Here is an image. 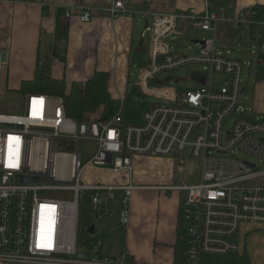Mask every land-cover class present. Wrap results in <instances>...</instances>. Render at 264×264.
Wrapping results in <instances>:
<instances>
[{"label": "built area", "instance_id": "1", "mask_svg": "<svg viewBox=\"0 0 264 264\" xmlns=\"http://www.w3.org/2000/svg\"><path fill=\"white\" fill-rule=\"evenodd\" d=\"M145 1L146 9L138 12L122 0H113L103 9L110 19L136 14L150 18L141 33L143 40L148 34V66L142 69L139 83L161 103L145 111L140 124L122 126L118 114L110 121L92 117L78 123L65 115L61 98L44 95L25 96L21 114L0 112V264H134L126 261L124 253L118 258L101 256L99 241L93 243L92 252L82 251L80 241L85 194H90L93 214L99 217L109 213V204L120 191L119 228H127L131 194L144 189L131 178L134 157L174 159L175 154L181 158L187 153L200 164L197 183L166 187L185 193L179 214L185 234L184 264H199L203 256L240 253V227L264 225V167L232 156L241 152L264 163V115L257 116L240 105L241 67H253L254 62L221 55L216 45L220 19L215 12L152 13L153 0ZM93 12L91 8H70L65 16L75 14L87 24ZM247 16L241 12L229 24L235 29L250 26ZM179 22L185 23V30L212 34L213 38L194 44L198 58L172 52L170 44L177 38ZM255 46L252 55L264 56V44ZM192 64L200 65L202 72H189L193 88L181 97L147 88L160 76ZM214 75L221 79L215 81ZM171 81L177 84L171 78L161 83ZM231 118L230 129L225 130ZM59 140L70 142L72 152L58 151ZM82 141L93 142L95 152L81 167ZM87 166L108 169L115 175L125 172L129 181L120 187L81 185ZM22 177H37L39 182L22 183ZM50 190L69 191L72 200L47 199L43 193ZM80 252L89 253V257L76 258Z\"/></svg>", "mask_w": 264, "mask_h": 264}, {"label": "crops", "instance_id": "2", "mask_svg": "<svg viewBox=\"0 0 264 264\" xmlns=\"http://www.w3.org/2000/svg\"><path fill=\"white\" fill-rule=\"evenodd\" d=\"M112 1L0 0V50L6 52V70L17 76L21 66L29 65L27 72L30 75L25 72L20 83L31 80L36 63L42 57L48 65V73L54 78L64 79L67 86L73 82L84 83L95 72H104L109 75L108 92L113 99L122 101L125 94L135 86L143 91L139 82L132 85L129 83V72L139 62V58L133 57L138 56V49L144 45L142 38L139 44H134L137 24L143 20L145 26L150 18L136 14L133 18L119 16L110 19L103 9ZM122 1L135 12L147 7L145 0ZM256 5H264V0H208V3L205 0H153L149 9L152 13L162 14L190 9L199 14L205 10L215 12L220 19L217 38L232 41L225 37V31L223 33L220 28L233 27L229 21ZM221 7L223 10L219 11ZM70 8L94 9L91 21L83 24L75 14L66 18L65 14ZM184 25V22H179L178 28ZM233 29L241 33L238 41H242L246 32L248 40L253 42L250 40L249 25ZM146 52L147 49L143 54H147ZM143 54L139 55L143 57ZM139 67L141 71L145 69L140 65ZM255 79L252 112L264 115V80ZM241 92L243 98L247 89L244 88ZM172 160L133 158L134 171L137 169L141 174H138L135 182L134 172L131 178L144 189L134 190L131 194L129 224L125 230L119 228L120 191L115 192V200L109 204L108 216L101 215L97 218L95 215L99 222L95 236L101 243V256L118 258L124 253L127 260L134 264H175L176 250L180 249L181 242L185 239L179 215L185 193L166 188L174 186L168 169L173 164ZM199 167L200 164L194 183L199 181ZM90 172L93 174L92 185L120 187L129 181L125 172L116 175L108 169H91ZM180 262L177 264L184 263Z\"/></svg>", "mask_w": 264, "mask_h": 264}, {"label": "rangeland", "instance_id": "3", "mask_svg": "<svg viewBox=\"0 0 264 264\" xmlns=\"http://www.w3.org/2000/svg\"><path fill=\"white\" fill-rule=\"evenodd\" d=\"M144 28L143 20L137 24V34L134 37L135 46L139 44L141 39V31ZM240 31L235 30L230 40L225 41L221 38L216 37V45L221 53V55L230 60H236L239 62L248 63L249 61L254 62L253 66V75L249 76L248 70L249 65H244L241 67V75H240V87L241 89L246 88L247 92L243 98L240 97V105L245 110H252L253 102H254V89H255V76L258 73H264V57L260 55H252V52L256 50V44L250 42L247 38L246 32H244V38L242 41H238V37L240 35ZM176 40L173 41L170 46L172 47V52L176 55L185 56L186 58H198L199 51L196 45L192 44V41H201L204 39H211L212 34L208 32H203L197 29L189 28L187 30L184 29L183 26L177 29ZM148 49V34L144 37V50ZM42 54V51H41ZM147 54H143L142 60L146 61ZM50 65V61L48 62ZM39 65L45 68L48 71V65H46V61H44L41 57L39 59ZM6 66L8 63L3 64L0 67V112L6 113L10 115L21 114L24 106V97L15 92L6 91H16L19 88L20 78L23 77V74L27 72L30 68L29 65H23L20 67V73H17L15 76L14 73L7 71ZM189 72L192 73H200L202 72V67L198 64H192L189 68H183L178 71H174L169 74H165L157 78L153 83H150V86L147 87L149 90H163L169 91L172 95L181 97L188 90L193 88L192 82L189 80ZM30 75L29 72H27ZM141 68L139 64L133 66L129 72V83L136 84L140 80ZM167 78H171L177 81L175 84L173 81L166 83H161L162 80ZM215 81L221 79L220 75H214ZM138 84V83H137ZM143 93L141 97H135L136 101L142 102L148 105H158L161 103V100L158 96L153 93ZM253 111V110H252ZM259 116V115H257ZM234 118L229 119L225 123V130H229L231 123ZM73 149V148H72ZM70 142H66L65 140H59L57 144V150L61 152H72ZM74 151V150H73ZM95 152V144L89 141H82L79 144V153H80V166H84L93 156ZM232 156L235 159L252 163L256 165L258 168L264 167V163L258 162V160L250 157L247 154L241 152H233ZM173 164L168 166V169L171 172L172 182L171 184L176 186L179 184H191L196 181L195 175L196 170L198 171V161L192 160L187 156V153L183 154L181 158H174L172 160ZM91 169H94L91 166H87L84 168L79 183L81 185H92L90 184L93 180ZM141 171H134V182L136 181L138 174ZM43 196L47 199L51 200H61V201H71L72 194L66 190H50L43 193ZM105 217L108 214L104 215ZM91 224L94 226L95 230L99 229L98 216L96 218L95 215H92ZM185 235V234H184ZM238 243L241 250V253L244 251L248 254L251 259V264H264V225L260 226H249L242 225L240 227L238 233ZM94 250L93 243H89L82 247V251L92 252ZM126 261L129 262L126 258Z\"/></svg>", "mask_w": 264, "mask_h": 264}, {"label": "trees", "instance_id": "4", "mask_svg": "<svg viewBox=\"0 0 264 264\" xmlns=\"http://www.w3.org/2000/svg\"><path fill=\"white\" fill-rule=\"evenodd\" d=\"M248 21L251 22L250 40L257 44H264V5H256L246 11ZM225 37L233 35V27L220 28ZM220 31V34L222 33ZM139 54H143L141 45ZM138 54V64L146 68L148 62L142 60ZM257 79L264 80V74L257 75ZM109 75L104 72H95L93 76L84 83L73 82L69 86L64 79L52 77L48 71L36 63L34 75L31 80L22 81L15 92L25 97L27 95H44L51 98L63 100L65 115L80 123L98 117L103 121H110L117 114L120 116L121 125H138L142 122V115L152 105L136 101L135 97L143 96L139 87L135 86L127 92L122 101L113 99L108 92ZM90 194H85L81 203L80 241L85 246L97 241L96 236H89L87 233L91 225L93 210L90 204ZM185 243L181 242L180 249L175 253V264L184 262ZM100 251V249H99ZM184 264V263H183ZM199 264H251L250 257L246 252L229 254L226 256H203Z\"/></svg>", "mask_w": 264, "mask_h": 264}, {"label": "water", "instance_id": "5", "mask_svg": "<svg viewBox=\"0 0 264 264\" xmlns=\"http://www.w3.org/2000/svg\"><path fill=\"white\" fill-rule=\"evenodd\" d=\"M146 26H147V24L145 25V27ZM196 43H198V41H192V44H196ZM199 43L202 44V42H199ZM0 62H1V64H5L6 63V52L4 50H1ZM248 73H249L250 76L253 75V67L252 66L249 67ZM174 157L177 158L178 155L175 154ZM20 180H21L22 183H37V182H39V179L37 177H22ZM87 233H88L89 236H95L96 231H95L94 226L92 224L88 228ZM235 238L236 237L234 236V237H232L231 240L234 241ZM75 257L79 258V259H82V258L83 259H87L89 257V253L80 252Z\"/></svg>", "mask_w": 264, "mask_h": 264}, {"label": "bare ground", "instance_id": "6", "mask_svg": "<svg viewBox=\"0 0 264 264\" xmlns=\"http://www.w3.org/2000/svg\"><path fill=\"white\" fill-rule=\"evenodd\" d=\"M64 112H65V108H64ZM95 229V228H94ZM92 237V236H91Z\"/></svg>", "mask_w": 264, "mask_h": 264}]
</instances>
